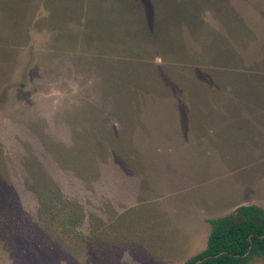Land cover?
I'll return each mask as SVG.
<instances>
[{
    "label": "rangeland",
    "instance_id": "obj_1",
    "mask_svg": "<svg viewBox=\"0 0 264 264\" xmlns=\"http://www.w3.org/2000/svg\"><path fill=\"white\" fill-rule=\"evenodd\" d=\"M247 205L264 0H0V264H185Z\"/></svg>",
    "mask_w": 264,
    "mask_h": 264
},
{
    "label": "trees",
    "instance_id": "obj_2",
    "mask_svg": "<svg viewBox=\"0 0 264 264\" xmlns=\"http://www.w3.org/2000/svg\"><path fill=\"white\" fill-rule=\"evenodd\" d=\"M209 224L204 250L185 264H249L264 256V211L259 207L240 206Z\"/></svg>",
    "mask_w": 264,
    "mask_h": 264
}]
</instances>
